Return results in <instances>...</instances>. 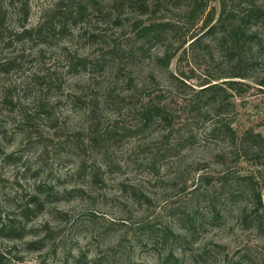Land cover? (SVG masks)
I'll use <instances>...</instances> for the list:
<instances>
[{
    "label": "rangeland",
    "instance_id": "374dc122",
    "mask_svg": "<svg viewBox=\"0 0 264 264\" xmlns=\"http://www.w3.org/2000/svg\"><path fill=\"white\" fill-rule=\"evenodd\" d=\"M56 1L30 0L27 28ZM98 1L91 22L42 45L0 0V264H264L241 181L264 155L239 139L264 137V60L221 114L199 112L201 86L233 72L212 38L191 48L202 23L160 14L182 27L166 67L162 45L136 42L148 16ZM152 100L173 126L145 122Z\"/></svg>",
    "mask_w": 264,
    "mask_h": 264
},
{
    "label": "trees",
    "instance_id": "16d2710c",
    "mask_svg": "<svg viewBox=\"0 0 264 264\" xmlns=\"http://www.w3.org/2000/svg\"><path fill=\"white\" fill-rule=\"evenodd\" d=\"M4 1L20 9L21 16L25 19L21 24L22 31L19 36L24 40H40L42 45H48L49 40L58 36H67L71 28L91 22L90 9L98 11L101 9L98 0H91V8L85 0H57L45 10L35 27L27 28L30 0ZM218 3L219 12L212 6V0H113V4L117 7L130 8L135 10L134 12H140L141 16H148L149 19H140L134 23L136 42L141 43L143 48L152 43L162 45L164 50L158 61L166 67L171 65L183 47L181 45L174 49L176 41L173 37L174 33L182 27L172 19H167L165 16L159 17L160 14L170 9H178L187 15L188 22L202 23V33L192 37L191 48L204 45L205 38L210 37L216 42L222 58L233 64V72L202 85V89L197 93L199 101L197 100L194 109L202 112L206 106L205 109L215 110L217 116L231 101L233 96L231 92L237 93L241 90V83L234 79L246 80L249 78L246 72L256 69L264 60V2L262 0H218ZM186 24L185 21L183 25L186 26ZM208 48L211 50L209 45ZM223 79L232 80L219 83ZM260 84L264 86V80ZM199 102H203L204 106L201 107ZM142 111L143 119L148 124L159 119L171 126L174 125L173 116L159 101L152 100ZM220 129H214L213 132H219ZM226 130L231 133L230 127H226ZM231 134L235 136L233 130ZM239 139L243 148L246 144L260 148L257 158H260L261 153L262 156L264 155L262 134L248 131ZM260 164V183L257 181L259 175L243 177L241 181L244 182L243 186H249L252 197L251 215L259 231L264 232V163ZM33 202L39 204L40 199L34 197ZM4 229V227L0 228L1 231Z\"/></svg>",
    "mask_w": 264,
    "mask_h": 264
}]
</instances>
